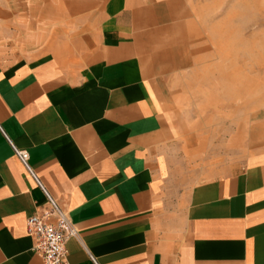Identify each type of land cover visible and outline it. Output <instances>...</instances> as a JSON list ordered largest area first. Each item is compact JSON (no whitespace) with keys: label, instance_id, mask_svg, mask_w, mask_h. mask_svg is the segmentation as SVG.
I'll return each instance as SVG.
<instances>
[{"label":"crops","instance_id":"1","mask_svg":"<svg viewBox=\"0 0 264 264\" xmlns=\"http://www.w3.org/2000/svg\"><path fill=\"white\" fill-rule=\"evenodd\" d=\"M146 11L0 0V264H43L26 219L46 196L9 141L79 232L69 264H264V141L225 174L175 171L184 133L141 57Z\"/></svg>","mask_w":264,"mask_h":264},{"label":"rangeland","instance_id":"2","mask_svg":"<svg viewBox=\"0 0 264 264\" xmlns=\"http://www.w3.org/2000/svg\"><path fill=\"white\" fill-rule=\"evenodd\" d=\"M142 2L141 57L184 133L175 171L225 174L264 141V0Z\"/></svg>","mask_w":264,"mask_h":264},{"label":"built area","instance_id":"3","mask_svg":"<svg viewBox=\"0 0 264 264\" xmlns=\"http://www.w3.org/2000/svg\"><path fill=\"white\" fill-rule=\"evenodd\" d=\"M9 142L20 162L35 178L46 196L47 206L26 219L27 234L33 239L32 250L41 257L43 264H69L66 242L70 238L78 239L79 232L67 212L36 178L29 164L28 151L16 148L11 141ZM90 258L97 264L91 255Z\"/></svg>","mask_w":264,"mask_h":264}]
</instances>
